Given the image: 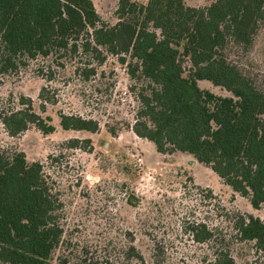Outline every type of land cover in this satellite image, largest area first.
<instances>
[{"label":"trees","instance_id":"16d2710c","mask_svg":"<svg viewBox=\"0 0 264 264\" xmlns=\"http://www.w3.org/2000/svg\"><path fill=\"white\" fill-rule=\"evenodd\" d=\"M113 15L115 21H107L93 0H0V74L49 56L62 66L59 61L77 52L71 35L88 27L94 46L117 57L132 81L138 101L133 132L160 153L190 154L253 208L260 207L264 88L244 65L264 28V0H211L202 6L186 0H117ZM81 73L88 78L94 68L84 66ZM199 80L230 95L201 88ZM19 103L24 106L0 113L9 135L30 125L43 133L54 130L29 98L19 96ZM59 126L87 132L99 128L92 117L62 112ZM69 142L78 147L82 141ZM61 206L39 161L28 162L22 151L0 147V264H67L54 257L63 242ZM235 226L240 240L264 248L259 217L241 215ZM191 230L200 242L213 237L204 224ZM227 244L214 251L208 264H235ZM126 255L145 264L133 246Z\"/></svg>","mask_w":264,"mask_h":264},{"label":"rangeland","instance_id":"374dc122","mask_svg":"<svg viewBox=\"0 0 264 264\" xmlns=\"http://www.w3.org/2000/svg\"><path fill=\"white\" fill-rule=\"evenodd\" d=\"M186 1L202 6L211 0ZM93 2L107 21H115L117 0ZM89 32L88 27L75 29L77 52L59 61L62 66L49 56L0 74V113L22 108L19 96H24L54 126L43 133L30 125L11 136L0 122V147L22 151L28 162L39 161L62 203L63 242L54 257L67 264H140L126 255L133 246L145 264H208L228 243L235 264H264V248L240 240L235 226L247 214L264 223V203L253 208L190 154L160 153L153 142L138 137L132 129L138 101L125 65L95 47ZM249 55L244 66L264 88V28ZM84 66L93 67V75L85 78ZM198 85L230 95L208 80ZM59 112L92 117L99 128L64 130ZM72 138L82 141L78 147L70 145ZM197 224L212 230L209 241L193 238L191 227Z\"/></svg>","mask_w":264,"mask_h":264},{"label":"built area","instance_id":"2783aa9c","mask_svg":"<svg viewBox=\"0 0 264 264\" xmlns=\"http://www.w3.org/2000/svg\"><path fill=\"white\" fill-rule=\"evenodd\" d=\"M135 161H136V163L140 164L141 163V158L140 157H136Z\"/></svg>","mask_w":264,"mask_h":264}]
</instances>
